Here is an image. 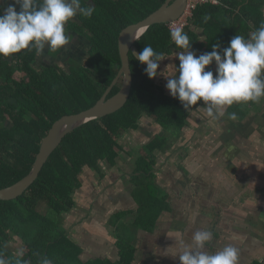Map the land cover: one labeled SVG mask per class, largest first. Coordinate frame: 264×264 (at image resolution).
Wrapping results in <instances>:
<instances>
[{
  "label": "trees",
  "instance_id": "trees-1",
  "mask_svg": "<svg viewBox=\"0 0 264 264\" xmlns=\"http://www.w3.org/2000/svg\"><path fill=\"white\" fill-rule=\"evenodd\" d=\"M93 1L95 20L91 22L94 34L91 66L99 73L105 65L106 77L102 86L96 73H92L91 78L84 70L85 84L81 86L54 74L42 79L43 76H39L34 68L36 54L33 49L23 50L9 58L0 57V190L16 184L31 172L42 140L56 121L96 105L121 68L120 32L143 21L165 2ZM13 3L14 0H10V5ZM16 7L19 11V6ZM263 8L264 0H222L219 6L208 4L198 7L192 23L184 30L189 36L191 51L195 54L211 52L212 45L218 44L222 55L235 35L249 38L258 29L264 21ZM205 16L210 19L205 21ZM146 45L164 55L182 51L171 41L166 24L151 26L135 43V52H130L133 86L126 105L120 111L92 121L65 137L37 180L22 196L12 201L0 200V260L4 264H41L44 258L50 259L52 264H135L140 235L150 239L161 229L163 221L159 220L164 218L165 211L167 214L171 210V206L166 203V193H162L152 181L153 174L148 175L151 166H145L143 157L136 162L131 181L134 188L130 199L136 208L133 211H114L109 221V226L115 230L118 259L87 258L84 249L68 235V230L75 231V227L71 222L64 226L72 212L81 218L88 216L81 201L85 191L83 182L86 185L95 183L97 190L100 185L109 187L111 180H106L101 164L107 162L116 166L119 152L124 150L120 139L127 132L135 131L143 118H153L174 133L186 124L189 110H185L169 92L166 93L156 78L150 79L145 73L146 65L136 60L135 53H140ZM18 74L24 75L17 79ZM118 91L119 87H116L111 95ZM246 103L253 108L257 102ZM202 104L200 101L197 105ZM242 104H234L229 111L237 116ZM157 147L155 144L151 150ZM110 190L107 189L105 194L112 195ZM77 199L81 201L79 211H76ZM42 204L46 205L44 212L40 208ZM92 209L90 206V211ZM14 237L20 240L21 248L11 252L7 244Z\"/></svg>",
  "mask_w": 264,
  "mask_h": 264
},
{
  "label": "crops",
  "instance_id": "crops-1",
  "mask_svg": "<svg viewBox=\"0 0 264 264\" xmlns=\"http://www.w3.org/2000/svg\"><path fill=\"white\" fill-rule=\"evenodd\" d=\"M171 65L176 67V71L179 68L178 61L173 59L169 61V66ZM167 67L168 62L159 65L156 77L157 82L162 84L160 87L165 92L167 90L166 93L169 92L165 80L167 75L177 76L172 70L174 68L166 70ZM246 104L242 105L236 120L228 118V113H231L229 108L225 109L222 117H209L206 108L202 112L204 103L198 110L189 112L185 126L179 131V137L185 135L182 139L184 143L191 142L194 145L193 159L187 158L190 164L188 163L189 174L186 175L188 181L196 185V197H193L192 192L187 193L188 198L180 197V194L172 196L175 216H165L159 220L163 221L161 229L151 236V241L148 236L143 238L145 235H140L135 264H180L178 255L182 246L191 242V232L207 227L213 230V238L225 239L224 245H219L218 250L229 244L238 249V264H254L264 260V97L253 108L249 104L244 108ZM161 127L153 118H143L135 131L128 132L129 135L124 134L127 139L123 144L128 143L125 148L140 151L157 137L166 139L173 136V132L164 134ZM167 148L168 146L158 145L155 150L158 153L155 155L163 161L161 164L167 159L169 162L166 167L171 171L175 154L176 161L184 157L180 158L178 153H159ZM169 150L171 151L170 148ZM128 155L132 171L142 153ZM123 161H119L118 168ZM101 169H107V165L102 163ZM111 172L113 169L110 168L108 173ZM160 175L161 184L175 188L171 174L167 176L166 171H162ZM114 178L108 188L100 185L99 190L95 188V183L86 185L83 182L85 191L81 201L83 205L93 206V209L90 211V208H84L88 214L85 218L72 212L68 220L72 223L71 226L76 225L75 233L70 238L84 249L87 258L118 259L115 230L109 226L111 213L117 208L123 210L134 205L131 204L132 198L130 199L133 186L124 180L118 183L117 177ZM209 187H213L212 193L209 192ZM109 188L114 193L110 196L105 194ZM167 196L170 197L169 194ZM188 199L190 202L186 203ZM81 201L77 199L76 211L80 210ZM184 201L185 205L180 207ZM191 202L192 206L187 209ZM77 225L81 226L77 228ZM185 229L189 231L187 234L183 233ZM233 236L238 239H233ZM212 253L214 252H209Z\"/></svg>",
  "mask_w": 264,
  "mask_h": 264
},
{
  "label": "clouds",
  "instance_id": "clouds-1",
  "mask_svg": "<svg viewBox=\"0 0 264 264\" xmlns=\"http://www.w3.org/2000/svg\"><path fill=\"white\" fill-rule=\"evenodd\" d=\"M93 13L94 7L91 4L82 6L81 0H39V3L37 0H14L12 5L0 13V57L9 58L27 49H33L37 56H43L46 45L48 52H62L72 41L70 34L66 33V24L77 15L91 18ZM204 19L207 21L210 17L205 16ZM166 25L168 27V23ZM169 31L171 41L182 51L175 54L180 62L178 75L168 78L166 88L185 110L203 101L208 116L216 119L222 117L225 109L234 104L259 102L264 97V21L249 38L235 35L229 46L223 49L222 55L220 46L213 44L211 52L197 56L191 51L189 36L181 27H171ZM131 39H138L136 33ZM135 55L137 61L146 65V75L150 79L156 78L164 54L146 45ZM213 62L216 64L215 76L212 71H206ZM118 82L112 91L119 87ZM228 118L236 120V113H228ZM212 238L213 234L208 230L192 232L191 242L185 243L178 255L180 264H238V249L234 245L229 244L209 254L205 249ZM233 239L238 237L233 236ZM263 262L260 260L254 264ZM0 264H4V261L0 260ZM41 264H52V261L44 258Z\"/></svg>",
  "mask_w": 264,
  "mask_h": 264
},
{
  "label": "flooded vegetation",
  "instance_id": "flooded-vegetation-1",
  "mask_svg": "<svg viewBox=\"0 0 264 264\" xmlns=\"http://www.w3.org/2000/svg\"><path fill=\"white\" fill-rule=\"evenodd\" d=\"M113 1L116 3H118V2L122 3L121 1H126V0H113ZM166 1L167 0H165L164 4L166 3ZM81 4H82V6H87L88 4H91L95 9V4H94L93 0H81ZM93 20H95L94 16H92L91 18H85V17H82L80 15L75 16L65 26L66 33L70 34V36L72 38L71 43L66 45L62 52H60V51L48 52L49 49H48V46L46 45L45 46V54L43 56H37L36 55V62L34 63V68L40 74L39 76H41V77L43 76L42 79H44L45 76H52V74H54L55 77H58L61 79L67 78L71 82V84L81 86V85L85 84V79L83 81V77H82V75H83L82 70H84L86 72L87 77L89 76L92 78L93 77L92 73H96V75H98L100 77L101 86L103 85V83H104L103 79L106 77L105 65L104 64L102 65V68H101L99 73H97L96 70L91 66V55H92V51H93V47H94V41H93L94 34L91 30V22ZM131 25H133V24H131ZM118 43H119V41H118ZM118 49H119V46H118ZM131 51L135 52L134 46L132 47ZM175 54L164 55V59L159 63V65L165 64L166 62H168V67L166 70H169L172 67V68H174L172 70L175 71L176 75H178V70L176 71V69H175L176 67H174L173 65L169 66V61L172 59L174 61H178V63H180L178 57ZM119 55H120V51H119ZM196 55L198 56L199 52L196 53ZM120 59H121V57H120ZM120 70L118 71L117 75L119 74ZM117 75H116V77H117ZM28 81L29 80H26V82H28ZM118 83H119V90H120L121 85L123 83V76H121ZM43 88L47 90L48 87H43ZM107 91H108V87L105 89L103 96L106 94ZM111 93L109 94L110 96L109 95L107 96V100L115 95V94L111 95ZM200 107H201L200 105L193 106L189 110V112L191 110L193 111L194 109L198 110ZM204 109L205 108H203L202 112H204ZM218 122H219V120H218ZM138 126H139V124H138ZM126 134H128V132ZM164 134H168V133L164 130ZM123 137H124V135H123ZM173 138H177V140L174 141V142H176L174 145H173L172 141L168 142L169 137H167L166 139L157 137L154 139V141L152 143H150L147 147H143L140 151H137V150L130 151L124 147V144H121L123 146L124 150L119 152L120 154H119V157L117 158V164L119 163V161L124 160L122 153L126 156V161L124 160L122 165L119 168H118L117 164H116V166L113 167V166H110L108 163H105L107 165V169L104 170V172H105L104 176H105L107 181L111 180V179L113 180V179H115L114 177H117L116 182L119 183V182H121V180H124V182L128 181L129 184L132 185L134 188V185L132 184L131 181L135 175L136 163L134 164L135 168L132 169V171H130V168H129L130 164L128 161L129 160L128 153H142L141 156L146 159L145 160L146 161L145 166L147 164L151 166V171L149 172L148 175L153 174L152 181L159 187V190H161L162 193H166V195L167 194L170 195V197L169 196L166 197V203L171 206V210L170 211L168 210L167 214L165 211L163 217L175 216L174 215L175 211H174V207H173L174 201L172 198L173 195L180 194V197L182 196V197L188 198L187 193L192 192L193 195H196V191H197L195 183L192 181L189 182L187 179V175H186V173L189 174V164H190L189 159L190 158L193 159L192 155H194L193 152H195V149H194V147L191 146V144H192L191 142L184 143L183 140L179 141L177 134H175L173 136ZM126 139H127V137H126ZM155 144H158L162 147L168 146L167 150L166 149L161 150L159 153H168V152L180 153L182 151L185 153L186 158L184 157L183 159L176 161L177 155L175 154V158H173L174 163H171L172 165L170 168L172 170L169 171L168 168L166 167V163H168L169 161L166 159V161L163 164H161V162H163V161L159 160V157L155 155V153H158V152H155V150H157V148L154 150H151V146H153ZM172 146H173V148H171ZM169 148H171V151L169 150ZM141 156H140V158H142ZM187 158H189V159H187ZM120 159H122V160H120ZM125 163H126V166L128 165L127 168L125 166ZM110 168L111 169L114 168L113 172L108 173V170ZM126 169H128L129 171H127ZM158 169L161 172L166 171L167 176H169L171 174L172 178H174V180H175V181L173 180V185L175 188L171 187L168 184H166V185L161 184L162 177L160 175L161 172L159 174L157 173ZM167 171H169L170 173H167ZM208 190H209V192L212 193L213 187H209ZM188 202H190L189 199H188V201H186V203H188ZM184 205H185V201L180 205V207H183ZM189 206L190 205H188V208H189ZM186 207L187 206H185V209H186ZM83 208H86V210H87L88 208H90V206L85 204V205H83ZM135 208L136 207H131V208L123 209V210L133 211ZM119 210L120 209L117 208L114 211L117 212ZM128 216L131 217V214H128ZM176 217H179V216H176ZM67 225H68V221L66 222V224H64V226L66 227ZM72 226L75 227L76 225H72ZM203 229L211 231L213 233V230H211L210 227L203 228ZM68 231H69L68 232L69 236L71 234L75 233L74 230H68ZM188 232L189 231H187L186 229L183 231L184 234H187ZM192 232H194V230ZM224 243H225V239H223V238H219V237L212 238V240L206 245L205 250L208 252H216L220 248L219 245L222 247L224 245ZM11 252H13V251H11Z\"/></svg>",
  "mask_w": 264,
  "mask_h": 264
},
{
  "label": "water",
  "instance_id": "water-1",
  "mask_svg": "<svg viewBox=\"0 0 264 264\" xmlns=\"http://www.w3.org/2000/svg\"><path fill=\"white\" fill-rule=\"evenodd\" d=\"M187 0H167L157 11L150 14L143 21L129 25L119 35V51L122 68L119 75L110 86L106 94L92 108L74 115H66L56 121L47 136L42 140L40 151L31 172L16 184L0 190V200L12 201L22 196L37 180L44 166L52 154L61 146L65 137L80 127L120 111L128 102L133 76L130 66L129 53L132 46L156 24H166L178 19L186 8ZM138 30V31H137ZM136 33L138 39L133 40L131 36ZM123 75V85L120 91L107 100V96Z\"/></svg>",
  "mask_w": 264,
  "mask_h": 264
},
{
  "label": "rangeland",
  "instance_id": "rangeland-1",
  "mask_svg": "<svg viewBox=\"0 0 264 264\" xmlns=\"http://www.w3.org/2000/svg\"><path fill=\"white\" fill-rule=\"evenodd\" d=\"M10 5V0H0V10L3 12V10L7 7V6H9ZM181 18V16L178 18V19H176V20H174V21H178L179 19ZM174 21H170V22H174ZM170 22H168V23H170ZM199 54H202V53H199ZM199 56V55H198ZM16 57H13V59H15ZM206 71H212L213 72V74H214V76H215V74H216V64H215V62H213L212 63V65H210L209 66V68L208 69H206ZM21 76H23L22 74L21 75H17L16 77H17V79H21ZM167 77L168 78H171L172 76L171 75H167ZM168 78H166L165 80L167 81L168 80ZM166 92H167V90H166ZM243 104H245V103H243ZM242 104V105H243ZM244 108H247V104L245 105V107ZM254 111H255V109H253ZM161 129L164 131L165 129L163 128V127H161ZM168 134H170L172 131H167V130H165ZM174 133V132H173ZM175 134V133H174ZM174 134H173V136H174ZM129 135V134H128ZM173 136L171 135V137H169L170 138V140L169 141H172V143H173V145L176 143V142H174L175 140H177V138H173ZM178 140H182L184 137H185V135H183V136H180L179 137V133H178ZM125 139H126V137H122L121 139H120V142H121V144H123L124 143V141H125ZM128 143H126V145H124V147H127L128 145H127ZM191 146L192 147H194V145H193V143L191 144ZM171 148H173V146L171 147ZM170 148V149H171ZM178 155L180 156V158H181V156L182 157H185V153L184 152H180V153H178ZM122 156H123V158H124V160L126 161V156L122 153ZM182 159V158H181ZM102 165V164H101ZM125 166H126V163H125ZM114 169V168H113ZM158 174L160 173V170L158 169V172H157ZM192 191V190H191ZM228 194H229V192H227ZM242 197H243V195H241ZM193 197H196V195H193ZM244 198H246V197H244ZM190 206H192V202L190 203ZM40 208H41V211H46V205L45 204H42L41 206H40ZM187 209H188V207H187ZM82 220H84V219H81V221ZM64 224H66V221H65V223ZM81 225H77V228H79ZM150 241H151V239H150ZM149 241V242H150ZM21 247V242H20V240L17 238V237H14L13 239H11V241H9L8 242V244H7V248H8V250H10V251H13V252H16L17 251V248L19 249Z\"/></svg>",
  "mask_w": 264,
  "mask_h": 264
},
{
  "label": "built area",
  "instance_id": "built-area-1",
  "mask_svg": "<svg viewBox=\"0 0 264 264\" xmlns=\"http://www.w3.org/2000/svg\"><path fill=\"white\" fill-rule=\"evenodd\" d=\"M222 0H187L186 9L184 11L183 16L178 20L174 22L168 23V28L171 27H181L184 31V29L190 24L191 20L193 19L194 11L201 5H214L218 6L221 5Z\"/></svg>",
  "mask_w": 264,
  "mask_h": 264
}]
</instances>
